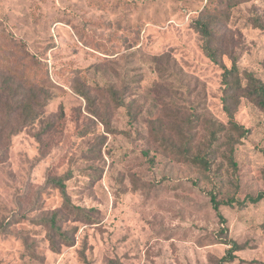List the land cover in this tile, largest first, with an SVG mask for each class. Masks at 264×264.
<instances>
[{
  "label": "rangeland",
  "instance_id": "rangeland-1",
  "mask_svg": "<svg viewBox=\"0 0 264 264\" xmlns=\"http://www.w3.org/2000/svg\"><path fill=\"white\" fill-rule=\"evenodd\" d=\"M205 3L0 0V74L33 67L53 94L38 119L13 135L17 124H9L0 140V264H218L230 239L241 249L224 264H264V200H250L264 187V113L247 100L238 107L248 133L236 146V172L221 158L209 173L178 161L150 127L178 110L227 120L222 69L192 25ZM254 17L264 21V0L235 6L221 37L240 68L264 81V31L248 21ZM223 62L230 65L228 55ZM79 85L108 102L113 87L135 119L112 107L106 131L74 92ZM190 132L197 142L206 136L203 123ZM54 175L92 216L61 221L73 241H57V249L40 221L65 212L59 188L47 182Z\"/></svg>",
  "mask_w": 264,
  "mask_h": 264
},
{
  "label": "trees",
  "instance_id": "trees-1",
  "mask_svg": "<svg viewBox=\"0 0 264 264\" xmlns=\"http://www.w3.org/2000/svg\"><path fill=\"white\" fill-rule=\"evenodd\" d=\"M245 1L248 0H206L204 7L192 22L195 31L200 35L202 52L222 69L221 104L227 117L226 122H216L207 118L200 119V116L193 111L187 113L185 117H180L179 110L169 114L168 123L164 124L160 118L150 121L152 134L169 154L178 161L188 162L206 173L212 170V165L217 158H221L232 172L237 170L236 146L248 133V129L235 119L241 101L247 100L253 103L264 113V81L255 76L253 72L240 68L238 65L239 55L232 51L226 52L225 41L221 37V28L226 27V22L229 21L233 9ZM248 21L264 31V21L261 18L254 17ZM224 55H228L229 66L223 62ZM22 65L19 63L10 68L6 67L4 70L7 73L0 74V140L5 129L9 128V124H17L13 125V130L10 128L13 135L23 126L38 119L48 101L52 99L53 94L47 86L43 85L37 71L31 67L22 72ZM106 91L109 93V102L93 96L89 88L84 89L81 85L74 87V92L86 100V111L98 119L106 131H113L110 127L112 107L125 106L128 108L127 113L131 120H134L136 115L113 87H109ZM198 123H203L206 130L203 142H197L195 140L196 132H190L192 125ZM0 157L1 162L3 161L2 152H0ZM63 180L64 178L55 175L47 177L48 183L59 188L63 198L62 209L65 212L62 213L60 209H57L40 220L47 226V238L54 249L58 247L57 241L65 244H71L73 241L70 234L62 229L61 221L72 214L79 219H92L88 213L89 209L73 205L70 202ZM250 200L253 202L264 200V187ZM210 201L220 221L225 223V218L219 212L221 202L215 194L210 195ZM227 203L229 204L230 201ZM225 243L230 247L218 264L232 261L236 258L235 252L241 249L232 239Z\"/></svg>",
  "mask_w": 264,
  "mask_h": 264
}]
</instances>
